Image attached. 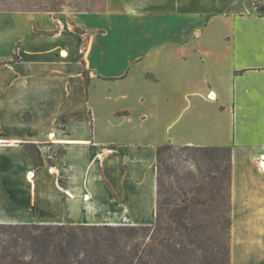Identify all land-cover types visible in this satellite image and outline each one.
<instances>
[{"label":"crops","instance_id":"obj_1","mask_svg":"<svg viewBox=\"0 0 264 264\" xmlns=\"http://www.w3.org/2000/svg\"><path fill=\"white\" fill-rule=\"evenodd\" d=\"M162 145L231 148V264H264V0L0 9V224L153 225Z\"/></svg>","mask_w":264,"mask_h":264},{"label":"trees","instance_id":"obj_2","mask_svg":"<svg viewBox=\"0 0 264 264\" xmlns=\"http://www.w3.org/2000/svg\"><path fill=\"white\" fill-rule=\"evenodd\" d=\"M158 147L153 225L0 224V264H231V148Z\"/></svg>","mask_w":264,"mask_h":264},{"label":"rangeland","instance_id":"obj_3","mask_svg":"<svg viewBox=\"0 0 264 264\" xmlns=\"http://www.w3.org/2000/svg\"><path fill=\"white\" fill-rule=\"evenodd\" d=\"M0 9L9 10H46L49 12H80V11H103L105 0H0ZM174 151L169 152L172 158L171 163H177L179 174H183L190 167L192 162L181 147L172 146ZM120 222L128 223L129 219L124 217ZM0 231V237H4Z\"/></svg>","mask_w":264,"mask_h":264}]
</instances>
